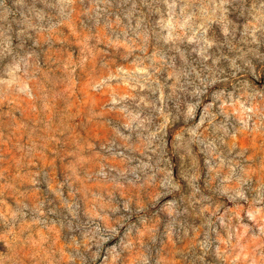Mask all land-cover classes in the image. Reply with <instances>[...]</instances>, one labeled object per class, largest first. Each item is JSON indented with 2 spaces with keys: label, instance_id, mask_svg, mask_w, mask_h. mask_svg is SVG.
<instances>
[{
  "label": "rangeland",
  "instance_id": "rangeland-1",
  "mask_svg": "<svg viewBox=\"0 0 264 264\" xmlns=\"http://www.w3.org/2000/svg\"><path fill=\"white\" fill-rule=\"evenodd\" d=\"M0 264H264V0H0Z\"/></svg>",
  "mask_w": 264,
  "mask_h": 264
}]
</instances>
